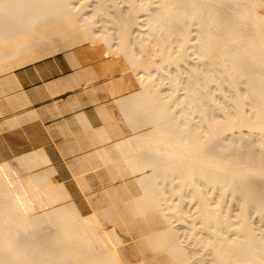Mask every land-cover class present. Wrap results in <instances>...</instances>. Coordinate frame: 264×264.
Segmentation results:
<instances>
[{
	"label": "bare ground",
	"instance_id": "obj_1",
	"mask_svg": "<svg viewBox=\"0 0 264 264\" xmlns=\"http://www.w3.org/2000/svg\"><path fill=\"white\" fill-rule=\"evenodd\" d=\"M59 55L111 98L75 114L88 193L45 149L0 159V264H264V0H0V96Z\"/></svg>",
	"mask_w": 264,
	"mask_h": 264
},
{
	"label": "crops",
	"instance_id": "obj_2",
	"mask_svg": "<svg viewBox=\"0 0 264 264\" xmlns=\"http://www.w3.org/2000/svg\"><path fill=\"white\" fill-rule=\"evenodd\" d=\"M67 60L68 59H66L64 55H59L56 57H48L46 59L37 61V62L32 63V64H28L26 66H23V67H20V68H17L14 70L13 75L15 74L14 77L16 79L17 85L16 84H15L16 86L13 85L14 87L12 85L7 86L6 87L7 88L6 93L1 94L2 96H0V111L4 112L3 116L2 115L0 116V159H7V158H10V157H13L16 155L31 152L35 149H43V150L45 149L44 151H46L48 156L51 158L53 165H55V167L58 169V172H59L60 176L62 177V180L65 182H71L73 179L72 178L73 170L69 167L68 161H69V159H73V158L78 157L80 155L79 152H81V149H82L80 144H86L89 142V139L87 140L88 137L86 138V134L84 133V130H83L84 127L81 126L80 124L78 125L76 122L77 121L76 115H78L80 113L79 114V117H80V115H83L85 113V115H86L85 117L91 123L90 126L91 125L93 126L92 128L95 129V128L102 127L104 124V121H103L102 117H100L101 113H99L100 112L99 108H101V105L109 106L110 102H111V98L108 97L107 94L103 91L98 92L95 96L92 93V91L89 90V88L92 85L97 84L99 82H96V83L90 82V83L86 84L87 85L86 87H82V86H85V85H83L85 83V81L81 82V80H80L81 78L79 77L80 78L79 84L77 85V83H76L77 81H74V79L78 78L77 76H75L76 70L78 68L73 67L71 64H69V61L67 62ZM72 74H73V76H75L74 79H72V77H73ZM68 75L70 78L68 77ZM17 78H18V80H17ZM55 78L57 81L55 80ZM66 78L69 81L66 82L65 81ZM54 81L55 82L59 81V82L53 83ZM60 81L62 83H60ZM70 81L73 83H71ZM59 83L62 85L61 88L64 89V87H65L64 91H63V89L61 90V88H60L61 85L59 86ZM49 84H50V86H49ZM57 84H58L59 88H58ZM63 84H65L66 86H64ZM74 84H75L76 88H75ZM46 85H47V87H46ZM54 85H56V87ZM80 85H81V87H80ZM8 87H9V89H8ZM21 87L23 89H21ZM11 88H13L14 90ZM46 88H48V89H46ZM50 88L54 91V93ZM73 88H74V90H72ZM58 89L60 90V92ZM8 90H12V91H8ZM20 92H21V94H20ZM85 92L88 95L85 94ZM50 93H51V95L54 94L55 96H50ZM26 94H27V97H26ZM15 95L17 98L19 96L18 100H21L20 103L25 101L27 103V105L23 108H19L20 104L18 103V100L17 101L15 100L16 99ZM9 96L12 98V101H11ZM20 96H22V97H20ZM5 98H8V99H5ZM20 98H22V99L25 98V99L22 100ZM74 98H76V99H74ZM9 99H10V101H9ZM93 99L96 101V104L92 103V101H94ZM73 101L74 102L76 101L75 102L76 104ZM8 102H9V104H7ZM15 102H16V104H15ZM17 103L19 105H17ZM69 103H70V105H69ZM11 104H13L12 107H11ZM6 105H7V108H6ZM77 105L81 106L80 109H79V106H77ZM71 106L72 107L75 106V107L72 108ZM8 107L11 109V112H9L10 109ZM76 107H78V108H76ZM94 107H96L97 109H95ZM71 108H72V110H71ZM32 110H33V112H32ZM57 110H58V112H56ZM96 110L97 111L99 110V111L96 112ZM48 111H50V112H48ZM28 113H30V114H28ZM31 113H32V116L34 115L38 120L34 116L32 117L33 119L31 120V118H30ZM54 113H55V115H54ZM58 113H60V114H58ZM25 114H26V116H24ZM51 115H52V117H51ZM20 116H22V117H20ZM9 119L13 120V121L11 120L12 122L10 121L13 124V126H8V124L10 123V122L8 123ZM28 119H30L33 123L31 121H29ZM26 120H27V122H26ZM83 120L85 121V119H83ZM37 122H39L40 126L43 128V129L40 128V131L37 127V126H39V123H37ZM82 122L83 121L81 119V122L79 120L78 123H82ZM14 123H16L17 128L19 125V128L17 130H16V126L14 127V125H15ZM83 123H82V125H83ZM34 126L38 132L36 130H33ZM60 126L62 129V131H60L61 133H59ZM2 127L3 128L5 127L4 130L6 129L7 131L5 130L6 131L5 132ZM10 127H11V130H10ZM81 128H83V129H81ZM44 129H47L49 131L46 132L47 130H44ZM63 129H64V132H66V131H67V133L69 132L68 133L69 135L67 134L68 136L66 135V133L63 132ZM1 130H3L4 132ZM79 130H83V131L80 132ZM15 132H17V133H15ZM21 132L23 135L21 134ZM75 132L77 134H75ZM11 133H13L14 135H12ZM47 133H48V136H47ZM49 134H50V138H49ZM72 134H75V135H72ZM22 136H24V137L22 138ZM25 137H26V139H25ZM43 137H45V138L47 137L48 140L44 139V141H43ZM51 137H52V140H51ZM29 138H30V142H29V140H27ZM40 138H42L41 140L43 142L40 140ZM84 139L86 142H84ZM48 141H51V142H48ZM37 142H39V143H37ZM40 142H41V144H40ZM42 143H45V145H43ZM20 144H21V146L23 145V147L19 146ZM33 144H34V147H33ZM35 144H37V145L39 144V145L37 146ZM65 144L67 146H69V149ZM78 145L80 146L81 149L79 148ZM54 146H56V147H54ZM62 148H63L62 153H60L61 152L60 150ZM76 148H78L80 151ZM70 149L74 150L73 153H72V151H70ZM67 154H69V155H67Z\"/></svg>",
	"mask_w": 264,
	"mask_h": 264
},
{
	"label": "rangeland",
	"instance_id": "obj_3",
	"mask_svg": "<svg viewBox=\"0 0 264 264\" xmlns=\"http://www.w3.org/2000/svg\"><path fill=\"white\" fill-rule=\"evenodd\" d=\"M72 174H74V176H75L76 175V172L74 173V171H73ZM74 176H72V178L74 180H72L71 182H65V181L64 182H65L67 188L69 189V191L71 192L72 199H74L78 203V205L80 207H83L84 205H82V203L84 202V199H85L84 195H86L88 192L87 191H84L82 189V187L78 183H76L78 181H77V178L74 177ZM73 183H75V184L73 185ZM102 185H103V182L102 181H99V179L98 180H94L92 182V188H93L94 191H99L102 188ZM78 186H80L81 188H79ZM89 193H91V191H89ZM88 208L89 207H86L87 210H88Z\"/></svg>",
	"mask_w": 264,
	"mask_h": 264
}]
</instances>
